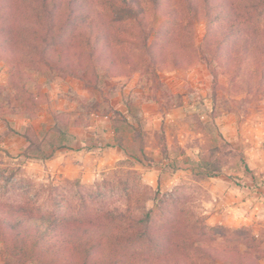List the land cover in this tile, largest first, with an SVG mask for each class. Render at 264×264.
<instances>
[{
    "label": "rangeland",
    "instance_id": "374dc122",
    "mask_svg": "<svg viewBox=\"0 0 264 264\" xmlns=\"http://www.w3.org/2000/svg\"><path fill=\"white\" fill-rule=\"evenodd\" d=\"M190 23L198 57L187 69L159 67L124 44L119 51L134 60L127 75L86 76L40 58L13 87L0 59V201L82 218L120 206L139 228L155 223L196 245L249 249L264 264V70L229 67L226 53L206 57L207 24ZM79 196L90 211L79 210ZM127 249L157 248L142 239ZM0 264L23 263L0 244Z\"/></svg>",
    "mask_w": 264,
    "mask_h": 264
},
{
    "label": "trees",
    "instance_id": "16d2710c",
    "mask_svg": "<svg viewBox=\"0 0 264 264\" xmlns=\"http://www.w3.org/2000/svg\"><path fill=\"white\" fill-rule=\"evenodd\" d=\"M192 20L207 24L203 55L226 53L229 67L251 61L264 70V0H0V59L11 71L13 87L26 82L24 68L41 63L40 58L74 72L88 70L86 76L96 75L97 68L127 75L126 65L134 60L119 51L124 44L147 52L159 67L187 69L198 57L187 32ZM247 76L251 79L252 72ZM79 197V210L90 211L87 200ZM147 218L151 224L152 217ZM142 223L120 206L82 218L0 201V244L23 264H207L197 262L203 256L226 264H259L261 259L249 249L196 245L191 235L189 242L155 223L139 228ZM217 230L211 228L215 236ZM142 239L157 248L155 253L127 249ZM186 240L187 248L180 250Z\"/></svg>",
    "mask_w": 264,
    "mask_h": 264
}]
</instances>
